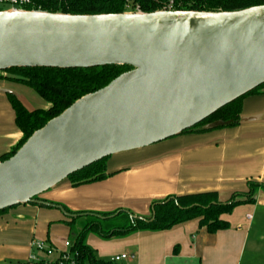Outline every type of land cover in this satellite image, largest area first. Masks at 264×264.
<instances>
[{
  "label": "water",
  "instance_id": "obj_1",
  "mask_svg": "<svg viewBox=\"0 0 264 264\" xmlns=\"http://www.w3.org/2000/svg\"><path fill=\"white\" fill-rule=\"evenodd\" d=\"M108 65L132 69L76 100L0 161V211L35 202L71 218L87 214L38 198L103 158L181 134L264 84V5L101 14L0 10V71Z\"/></svg>",
  "mask_w": 264,
  "mask_h": 264
},
{
  "label": "crops",
  "instance_id": "obj_2",
  "mask_svg": "<svg viewBox=\"0 0 264 264\" xmlns=\"http://www.w3.org/2000/svg\"><path fill=\"white\" fill-rule=\"evenodd\" d=\"M8 91L29 108L49 105L32 89L0 79V154L10 151L23 136ZM106 167L110 175L104 180L74 186L66 179L38 199L74 213L126 210L149 217L152 203L169 196L215 192L221 202H227L235 194L248 192L250 182L259 184L245 214H227L230 220L224 218L230 228L216 233L191 219L170 229L137 230L109 241L91 235L88 244L106 260L127 254L122 260L126 264H255L258 258L264 264V92L243 100L238 125L183 133L114 154ZM68 220L59 208L35 202L0 213V263L40 264L29 261L33 240L59 249L69 240L73 246Z\"/></svg>",
  "mask_w": 264,
  "mask_h": 264
},
{
  "label": "trees",
  "instance_id": "obj_3",
  "mask_svg": "<svg viewBox=\"0 0 264 264\" xmlns=\"http://www.w3.org/2000/svg\"><path fill=\"white\" fill-rule=\"evenodd\" d=\"M258 5H264V0H32V5L29 8L68 14H101L129 11L154 12L163 9L235 11ZM130 69L132 67L128 65H108L92 68L17 67L0 71V79L14 81L32 89L49 104L47 108H29L16 93L7 92L8 100L15 112L16 126L23 136L10 151L0 154V161L14 155L36 130L42 128L76 100L106 86L114 78ZM261 92H264V84L219 109L201 123L181 134L206 132L225 126L238 125L241 119L243 100L249 95ZM218 122L230 123L217 126ZM109 157L71 174L67 179L74 186L106 179L110 175L106 167ZM258 186L259 184L250 182L248 192L235 194L227 202H221L215 192L169 196L153 202L151 216H143V218H131L126 210L109 213L87 212V214L79 215L76 218L69 217L67 224L70 226L71 237L74 241L70 250L80 264H118L110 260L96 258L91 247L85 243V237L89 231H96L101 236L110 238L123 236L137 230H166L191 219H198L200 227H205L210 233L228 229L230 222L223 216L230 214L240 204L254 202ZM6 210H2L0 213ZM67 211L71 212L68 209ZM76 213L80 214L81 212ZM153 213H155L154 218L151 220ZM116 217H122V219L102 224L101 220H111ZM80 218L83 220L77 227Z\"/></svg>",
  "mask_w": 264,
  "mask_h": 264
},
{
  "label": "built area",
  "instance_id": "obj_4",
  "mask_svg": "<svg viewBox=\"0 0 264 264\" xmlns=\"http://www.w3.org/2000/svg\"><path fill=\"white\" fill-rule=\"evenodd\" d=\"M32 5V0H0V6L6 7V10H36L29 8ZM249 219L251 215L247 216ZM32 253L29 256V261L40 264H80L73 254L69 252L71 248V242L66 240L64 242V248L59 249L58 247L49 244L44 240H33L31 242ZM55 252L59 253L58 257L51 259ZM128 257L127 254H121L114 256L112 262L118 263ZM1 264V263H0Z\"/></svg>",
  "mask_w": 264,
  "mask_h": 264
},
{
  "label": "rangeland",
  "instance_id": "obj_5",
  "mask_svg": "<svg viewBox=\"0 0 264 264\" xmlns=\"http://www.w3.org/2000/svg\"><path fill=\"white\" fill-rule=\"evenodd\" d=\"M0 8H2L1 10H4V9H6V7H4V6H0ZM40 100H42L41 98H40V96L37 94L36 95ZM35 108L36 107H39V105H37V106H34ZM248 206H250V205H248V204H240V205H238V206H236L235 208H234V210L232 211V214H231V216H234L235 214H237V216L238 215H244L245 214V210H246V208L248 207ZM240 215V216H241ZM230 215H224L223 216V218L225 217V218H230L231 217ZM239 216V217H240ZM122 219V217H116V218H113V219H107V220H101L102 221V224L104 225V224H106L107 222H109V221H116V220H121ZM83 220V218H80V219H78V222H77V224H80L81 223V221ZM228 220H230V219H228ZM91 235H95V236H97L98 238H100V239H102V240H104V241H109V240H111L113 237H110V238H104L103 236H101L98 232H96V231H89L88 233H87V235H86V237H85V243L86 244H88V239L90 238V236ZM117 238H119V237H117ZM114 239V238H113ZM89 245V244H88ZM90 246V245H89ZM91 247V249L93 250V252H94V255L96 256V258H98V259H104V260H106L107 259V256H101V253H100V250L98 249V248H96V247H93V246H90ZM97 247H99V246H97ZM69 252L72 254V252H71V250L69 249ZM58 254L59 253H57V252H55L52 256H50V258H55V257H58ZM255 262V264H263V260H262V258H258L256 261H254ZM118 264H126V261H122V262H118Z\"/></svg>",
  "mask_w": 264,
  "mask_h": 264
}]
</instances>
